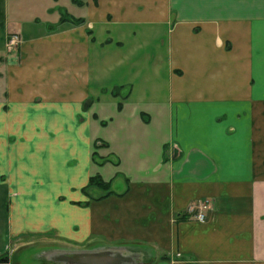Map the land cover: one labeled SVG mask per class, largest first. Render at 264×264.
I'll return each mask as SVG.
<instances>
[{"label":"crops","instance_id":"0c3cea01","mask_svg":"<svg viewBox=\"0 0 264 264\" xmlns=\"http://www.w3.org/2000/svg\"><path fill=\"white\" fill-rule=\"evenodd\" d=\"M40 235L264 264V0H0V259Z\"/></svg>","mask_w":264,"mask_h":264},{"label":"water","instance_id":"95a60500","mask_svg":"<svg viewBox=\"0 0 264 264\" xmlns=\"http://www.w3.org/2000/svg\"><path fill=\"white\" fill-rule=\"evenodd\" d=\"M131 247L117 245L99 249H79L54 251L48 254V260L61 264H139L140 257ZM0 264L9 262V258L0 260Z\"/></svg>","mask_w":264,"mask_h":264},{"label":"rangeland","instance_id":"374dc122","mask_svg":"<svg viewBox=\"0 0 264 264\" xmlns=\"http://www.w3.org/2000/svg\"><path fill=\"white\" fill-rule=\"evenodd\" d=\"M7 50L9 52V49ZM17 51L15 48L13 52ZM69 247L72 246L54 236H26L20 241L17 240L11 248V253L7 255L11 264H39L49 253L68 250ZM79 248L81 249L80 246Z\"/></svg>","mask_w":264,"mask_h":264},{"label":"trees","instance_id":"16d2710c","mask_svg":"<svg viewBox=\"0 0 264 264\" xmlns=\"http://www.w3.org/2000/svg\"><path fill=\"white\" fill-rule=\"evenodd\" d=\"M73 1L77 4H82V0H73ZM64 21L81 22L83 21V18L74 17L65 11V12H62V16L60 18V22H64ZM121 89L122 87H116L114 88L113 93L115 95L120 94ZM120 106H121V103H120ZM95 158H96V161L100 164L104 163L107 160V158H100V157L97 158V156H95ZM94 188L104 190V193L99 196H93L91 191ZM83 191L86 194L91 195V197L95 199H102L112 194V190L110 189V183L104 181L100 175L92 176L88 184L83 188ZM77 203L81 205H87L89 201L77 202Z\"/></svg>","mask_w":264,"mask_h":264},{"label":"built area","instance_id":"2783aa9c","mask_svg":"<svg viewBox=\"0 0 264 264\" xmlns=\"http://www.w3.org/2000/svg\"><path fill=\"white\" fill-rule=\"evenodd\" d=\"M18 42V37L14 36V38L10 41L9 48L12 49L13 46H16ZM211 209V201L208 199H200L193 201L189 207L188 212L191 218L199 221H205L208 218V212Z\"/></svg>","mask_w":264,"mask_h":264}]
</instances>
